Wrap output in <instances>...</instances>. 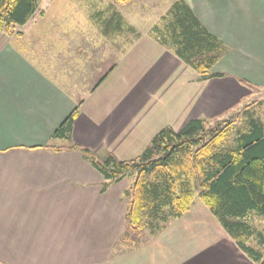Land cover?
Masks as SVG:
<instances>
[{"label":"crops","instance_id":"obj_1","mask_svg":"<svg viewBox=\"0 0 264 264\" xmlns=\"http://www.w3.org/2000/svg\"><path fill=\"white\" fill-rule=\"evenodd\" d=\"M183 1L226 47L212 70L223 77L199 81L149 36L133 46L130 62L104 71L82 58L83 67L73 68L71 57L41 49L33 30L0 32V264H255L202 202L137 239L125 222L124 179L104 190L83 154L66 149L131 160L162 128L180 130L247 98L239 80L264 86V0ZM140 56L152 69L137 70ZM171 84L167 95L162 89ZM210 85L220 90L200 94ZM76 108L69 138L52 139Z\"/></svg>","mask_w":264,"mask_h":264},{"label":"trees","instance_id":"obj_2","mask_svg":"<svg viewBox=\"0 0 264 264\" xmlns=\"http://www.w3.org/2000/svg\"><path fill=\"white\" fill-rule=\"evenodd\" d=\"M38 2L0 0V32L10 35L14 28L25 25L36 13ZM162 19L164 31L151 32L159 45L192 68L199 81L224 76L212 70L226 47L207 31L183 0L173 1ZM120 20L121 16L113 13L105 28L119 30ZM239 82L249 90L257 88L246 80ZM243 99L212 117L191 119L180 130L162 128L131 160H119L111 153L99 156L74 144L66 149L83 154L103 176L104 190L135 174L129 191L124 192L129 198L125 222L131 229L142 232L147 228L152 235L157 234L165 227L160 224L175 220L190 209L196 187L200 201L237 246L255 264H264L262 251L247 244L253 239L264 246V234L246 221L249 214L264 218V121L254 111H244L243 127L236 129L231 146L225 148L232 122L219 120ZM77 114L78 108L63 121L52 139H68ZM211 121L214 122L208 127Z\"/></svg>","mask_w":264,"mask_h":264},{"label":"rangeland","instance_id":"obj_3","mask_svg":"<svg viewBox=\"0 0 264 264\" xmlns=\"http://www.w3.org/2000/svg\"><path fill=\"white\" fill-rule=\"evenodd\" d=\"M172 1L132 0L127 3H117L115 0H39L36 13L29 19L28 25L24 27L25 29L16 27L12 33H18L21 30L27 33L33 30L31 32L34 33L30 34L35 38L36 36L38 37L37 41L41 49H48V52L52 54L61 53L57 57L59 59L71 57L73 68L79 69L83 67V65H80L82 58L87 60V68H91L93 61L98 64V67L102 64V68L106 71L116 62L122 66L126 63V60L130 62L133 58L130 55L133 46L144 47L141 39L151 37L153 29H156L159 34L164 31L165 21L162 18L170 8L168 5ZM113 13L121 16V27L119 30L113 27L105 28L106 20ZM112 25L114 26L116 24L112 23ZM22 42L25 44L26 39ZM163 50L165 49L163 48ZM167 52L176 59L170 50ZM157 62L158 60L155 59L152 63ZM97 64L94 66L96 67ZM161 65L162 67L164 66V64ZM183 66L188 69L191 75L197 76L192 68L185 64ZM143 67H145L146 71L148 67L147 58L140 56L137 58L136 68L137 70H141ZM148 69L152 68L149 67ZM170 69L172 70V65L169 66L167 64V70ZM124 72L128 76L129 70H124ZM132 80L130 79L129 81ZM175 81L176 76L174 77ZM95 82L96 78L90 79L87 89L89 90ZM253 86H257V88L250 89L251 93L247 98L245 97L239 105L235 106L219 119L232 122V129L228 138L224 141L225 148L231 146L236 129L243 127L244 111H254L264 121V86L254 84ZM212 87L215 88L213 85L202 89L200 88V94H203L205 90L211 89ZM175 88L171 84L170 86L165 85L162 90H167V95H171ZM216 88L220 90L218 85H216ZM132 89H135L134 94L136 95L143 94L138 90L140 86H136L135 88L133 84ZM181 89L186 94L189 88L185 86ZM181 89L177 93L181 92ZM163 93L166 94L165 92ZM213 122H209L207 126H211L210 124H213ZM221 124L223 125L224 123ZM134 178L135 174L124 178L122 184L126 185L125 191H129L134 182ZM123 196L128 204L129 198L125 194ZM192 201L193 203L201 202L198 198L196 187ZM172 221L169 220L168 223L160 224L159 226H168ZM246 221L256 232L264 234L263 217L249 214L246 217ZM149 233L150 230L145 228L142 232H137L136 237L137 239L147 238L150 236ZM247 244L255 249H264V247H260L253 239H250Z\"/></svg>","mask_w":264,"mask_h":264}]
</instances>
